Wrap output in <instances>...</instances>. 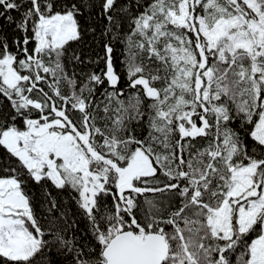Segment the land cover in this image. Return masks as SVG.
<instances>
[{
  "label": "snow or ice",
  "instance_id": "obj_1",
  "mask_svg": "<svg viewBox=\"0 0 264 264\" xmlns=\"http://www.w3.org/2000/svg\"><path fill=\"white\" fill-rule=\"evenodd\" d=\"M0 264H264V0H0Z\"/></svg>",
  "mask_w": 264,
  "mask_h": 264
},
{
  "label": "trees",
  "instance_id": "obj_2",
  "mask_svg": "<svg viewBox=\"0 0 264 264\" xmlns=\"http://www.w3.org/2000/svg\"><path fill=\"white\" fill-rule=\"evenodd\" d=\"M120 52H121V49H120V48H118V49H117V55H119V54H120ZM34 191H37V192H38L39 190H38V189H35Z\"/></svg>",
  "mask_w": 264,
  "mask_h": 264
}]
</instances>
